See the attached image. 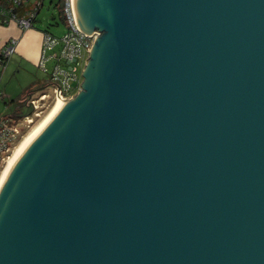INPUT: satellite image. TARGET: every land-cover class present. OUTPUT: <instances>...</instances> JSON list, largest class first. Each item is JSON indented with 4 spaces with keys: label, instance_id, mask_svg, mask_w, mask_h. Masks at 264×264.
Returning a JSON list of instances; mask_svg holds the SVG:
<instances>
[{
    "label": "water",
    "instance_id": "obj_1",
    "mask_svg": "<svg viewBox=\"0 0 264 264\" xmlns=\"http://www.w3.org/2000/svg\"><path fill=\"white\" fill-rule=\"evenodd\" d=\"M72 7L83 81L0 177V264H264V0Z\"/></svg>",
    "mask_w": 264,
    "mask_h": 264
},
{
    "label": "built area",
    "instance_id": "obj_2",
    "mask_svg": "<svg viewBox=\"0 0 264 264\" xmlns=\"http://www.w3.org/2000/svg\"><path fill=\"white\" fill-rule=\"evenodd\" d=\"M44 0H0V18L2 23L16 22L21 29L34 28V18L40 12ZM67 31L58 37L44 32L42 56L39 67L48 72L47 63L55 60L51 78L54 83L43 87L29 95L26 101L30 112L19 117L4 115L0 117V174L11 154L17 148L22 136L46 111L58 100V92L62 99H67L80 90L82 70L88 60L93 38L86 36L76 25L72 0H65ZM17 38H10L0 53V63L16 52ZM59 48V51H56ZM0 96L3 94L0 91ZM9 153V154H8Z\"/></svg>",
    "mask_w": 264,
    "mask_h": 264
},
{
    "label": "rangeland",
    "instance_id": "obj_3",
    "mask_svg": "<svg viewBox=\"0 0 264 264\" xmlns=\"http://www.w3.org/2000/svg\"><path fill=\"white\" fill-rule=\"evenodd\" d=\"M60 5L59 0H44V5L40 10L35 26L40 30L48 29L58 37L63 36L67 31V25L61 14ZM56 51H59V48H56ZM8 61L9 62H7L6 65H0V91L6 100L10 101L14 98L19 101V99L28 95L30 91L33 93L43 87L52 88L51 85L54 82L52 81L51 73L53 72L55 66L54 59L49 60L47 63L48 72L40 68L35 61L27 59L22 60L18 54H12ZM77 92L78 91H75V94ZM16 109L22 111L23 114H27L29 112V108L27 106H17L16 102L6 105L2 96H0V117L13 113ZM50 109L42 114V116L35 123H33L29 129H27L28 131L23 134L21 141L26 137L31 129L36 126L45 115L48 114Z\"/></svg>",
    "mask_w": 264,
    "mask_h": 264
},
{
    "label": "crops",
    "instance_id": "obj_4",
    "mask_svg": "<svg viewBox=\"0 0 264 264\" xmlns=\"http://www.w3.org/2000/svg\"><path fill=\"white\" fill-rule=\"evenodd\" d=\"M43 35L44 31L36 26L29 30H23L16 22L12 21L5 24L2 23L0 18V53L8 40L14 37L19 41L16 52L13 55L18 54L22 60H32L39 64L42 56ZM0 65L3 66L5 64Z\"/></svg>",
    "mask_w": 264,
    "mask_h": 264
},
{
    "label": "trees",
    "instance_id": "obj_5",
    "mask_svg": "<svg viewBox=\"0 0 264 264\" xmlns=\"http://www.w3.org/2000/svg\"><path fill=\"white\" fill-rule=\"evenodd\" d=\"M59 2H60V10H61V14H62V16H63V19H64V21H65V23H66V15H65V12H64V7H65V0H59ZM40 13V12H39ZM39 13L36 15V17L34 18V27H35V24H36V22H37V20H38V15H39ZM44 32H50L48 29H45V30H43ZM50 33H52V32H50ZM1 64V63H0ZM2 64H5L6 65V62H2ZM32 92L30 91L29 93H28V95H25L22 99H19V101H18V99H11L10 101H8V100H6L5 99V97L3 96L2 98H3V100H4V102H5V104L6 105H8V104H10V103H13V102H16L17 103V106H23V105H25V106H27L26 105V101H27V98L29 97V95L31 94ZM21 104V105H20ZM29 112H30V109H29ZM23 115H25V114H23L22 113V111H20L19 109H16V111H14L13 113H9V114H7V116H13L14 118H16V119H18L19 117H21V116H23Z\"/></svg>",
    "mask_w": 264,
    "mask_h": 264
},
{
    "label": "bare ground",
    "instance_id": "obj_6",
    "mask_svg": "<svg viewBox=\"0 0 264 264\" xmlns=\"http://www.w3.org/2000/svg\"><path fill=\"white\" fill-rule=\"evenodd\" d=\"M57 101H58V100H56L55 103H56ZM55 103H54V105H55ZM54 105H53V106H54ZM51 109H52V108H51ZM51 109H50V110H51ZM45 116H46V115H45ZM45 116H44V117H45ZM44 117H43V118H44ZM43 118H42V119H43ZM37 125H38V124H37ZM37 125H36V126H37ZM36 126H34V127L31 129V131L26 135V137H25V138L21 141V143L18 145V147L22 144V142L27 138V136L32 132V130H33ZM18 147L15 149L14 153L16 152V150L18 149ZM14 153H13V155H14ZM13 155H12V156H13ZM12 156L10 157V159L12 158ZM10 159L8 160V162L10 161ZM8 162H7V164H8ZM7 164H6V166H7ZM6 166H5V167H6ZM4 169H5V168H4ZM3 171H4V170H3ZM2 173H3V172H2ZM2 173H1V175H2ZM1 175H0V177H1Z\"/></svg>",
    "mask_w": 264,
    "mask_h": 264
}]
</instances>
